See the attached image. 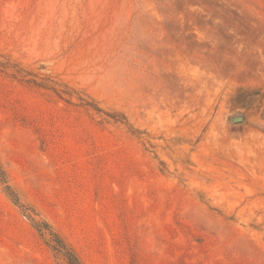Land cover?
Returning a JSON list of instances; mask_svg holds the SVG:
<instances>
[{"label": "rangeland", "instance_id": "374dc122", "mask_svg": "<svg viewBox=\"0 0 264 264\" xmlns=\"http://www.w3.org/2000/svg\"><path fill=\"white\" fill-rule=\"evenodd\" d=\"M0 63V264H264V0H0Z\"/></svg>", "mask_w": 264, "mask_h": 264}, {"label": "trees", "instance_id": "16d2710c", "mask_svg": "<svg viewBox=\"0 0 264 264\" xmlns=\"http://www.w3.org/2000/svg\"><path fill=\"white\" fill-rule=\"evenodd\" d=\"M0 68L9 69V65L0 63ZM14 78H19L20 81L24 83L32 84L35 87L43 88L52 91L58 98L64 99V96L71 98H76L81 107H84L88 110L94 111L98 115L105 116L110 119L114 123H119L124 126H129L126 117L122 113L118 112H104L102 111L97 104L87 96H84L76 91L68 88L65 85L54 83L53 81L47 80L46 83L37 82L32 79H27L28 74L22 70L15 71L12 74ZM65 100V99H64ZM234 105H237L240 108L248 109L250 111L256 112L259 108H261V104L263 101V95L260 91L255 89H246L239 88L237 89L235 95L231 99ZM130 133L132 136L138 137L139 132L132 129L129 126ZM0 184L4 185V190L6 195L10 198L14 205L18 206L20 209H23L25 212L27 208H25L16 194L11 190L10 186L7 184L5 173L0 167ZM29 216V215H28ZM33 224V228L39 233L40 236H48V240L46 243L50 246V248L56 253L60 254L66 261L67 264H82L76 254L70 249L65 242L54 233L50 227L46 223H38L34 221L30 216L28 217Z\"/></svg>", "mask_w": 264, "mask_h": 264}, {"label": "water", "instance_id": "95a60500", "mask_svg": "<svg viewBox=\"0 0 264 264\" xmlns=\"http://www.w3.org/2000/svg\"><path fill=\"white\" fill-rule=\"evenodd\" d=\"M242 120H243L242 117H234V118H232L233 122H237V121L241 122Z\"/></svg>", "mask_w": 264, "mask_h": 264}]
</instances>
